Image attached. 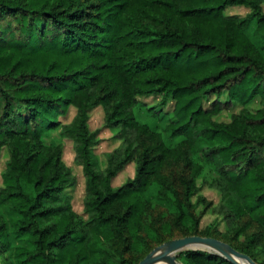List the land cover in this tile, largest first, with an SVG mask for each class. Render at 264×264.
<instances>
[{
	"label": "trees",
	"instance_id": "16d2710c",
	"mask_svg": "<svg viewBox=\"0 0 264 264\" xmlns=\"http://www.w3.org/2000/svg\"><path fill=\"white\" fill-rule=\"evenodd\" d=\"M254 38L264 42V0H0V264H138L172 223L198 229L213 206L192 200L206 168L226 225L216 235L264 264V50ZM144 96L161 97L151 113ZM235 103L229 121L216 119ZM99 106L121 141L104 167L93 151L100 130L88 125ZM55 131L82 166L83 213L64 144L45 139ZM131 163L134 177L113 186ZM175 167L181 189L164 175ZM155 183L176 208L172 223L152 218ZM177 257L234 264L201 249Z\"/></svg>",
	"mask_w": 264,
	"mask_h": 264
},
{
	"label": "rangeland",
	"instance_id": "374dc122",
	"mask_svg": "<svg viewBox=\"0 0 264 264\" xmlns=\"http://www.w3.org/2000/svg\"><path fill=\"white\" fill-rule=\"evenodd\" d=\"M249 10L246 9L245 7H230L227 9L228 13H238V14H246ZM251 30V29H250ZM250 30H248L249 34ZM255 42L264 50V42L254 38ZM226 97V95H225ZM139 99L145 103V107L142 108V110H145V112H149L147 110V107L153 106L159 102L161 97L154 96L153 98L150 97H139ZM258 98L251 102L248 107L251 110L256 109V107L259 105L258 103ZM210 100L209 98H206L205 103H209ZM172 104L173 102L171 100L168 101L167 106L163 107L164 110H166L165 115L171 116V109H172ZM241 105L238 103H235L233 107L228 110L224 111L222 114L216 117L217 120H222V121H229L231 114L236 113L241 109ZM76 112V111H75ZM74 112V114H75ZM146 112V113H147ZM151 113V112H149ZM73 114V116H74ZM90 118L88 125L92 131L99 129V138H101L100 142L93 147V151L97 154L99 163L101 167H104L106 165L107 157H106V152L112 151L114 148L118 147L121 143L120 140L115 139L114 133L112 134H107L108 128L104 126V111L101 106L93 108L90 112ZM97 115H100V118L97 119ZM160 116H153V120L159 121L163 124L161 121ZM71 116V110H69L68 114L66 117H61V119L64 122H70L72 120ZM144 120V118H142ZM166 141H169L170 137L168 135H165ZM47 143L50 142H62L64 144L63 147V160L72 167V170L74 174L77 177V182L76 184L68 189V192L72 193L73 195V207L76 211L79 213H83V204H84V196H85V188H86V179L83 173L82 166L76 164L75 162V150H74V145L73 141L69 139H64L60 140V137L58 133L52 132L50 133L46 138ZM196 155L195 160H200L201 157ZM0 185L2 184V175L1 172L5 166V161L6 159L3 157V159H0ZM180 168L175 167V168H166L164 170V175L168 178L169 182H172L174 186L178 189H181V186L179 184V175H180ZM135 174V163L128 164L113 180L112 184L113 186H119L125 183L128 179L133 178ZM213 175L211 174L210 170L206 168L200 175V179L197 181V184L200 186V190H198L193 196L192 200L193 202L196 200L197 195L203 194L207 197L208 200L213 202V206L208 209L204 210V207L201 205H198L195 208V212L199 214L203 210V214L200 217V221L198 224V229L196 231L191 230V223L188 225H183V226H177L172 223L174 219V213L176 212V208L172 204V201L169 200H159L157 199L156 191L158 190V183H155L153 185V188L148 192L149 198L153 201L154 203V212L152 215V218H154L159 225L166 221H171V227L170 230L167 232H161L162 235V241L161 243H156L153 245L154 247L151 248L149 252H151L153 249L156 247H160L163 244L167 243L168 241L175 239V238H182L185 236H192V235H200V236H205V237H215L220 240H223L224 242L229 243L227 239H224L220 235H216L215 233V228H219L220 230H226V225L225 222L222 221V217L218 215L216 212L213 211L214 206H216L219 201H220V194L217 190L209 188L206 184L205 181H210L212 180ZM203 181V183H202ZM8 219H11L10 215H7ZM209 227L210 234H208L205 230L206 228ZM256 230V226H254L249 233H252L253 231ZM241 240H244V237L241 236ZM16 242H18L16 240ZM231 245V244H230ZM187 250V249H185ZM196 250V249H194ZM263 258L262 254L258 255L256 258V262L260 264L261 259ZM141 261V260H140ZM139 261V262H140ZM181 264H184L183 262H180Z\"/></svg>",
	"mask_w": 264,
	"mask_h": 264
},
{
	"label": "water",
	"instance_id": "95a60500",
	"mask_svg": "<svg viewBox=\"0 0 264 264\" xmlns=\"http://www.w3.org/2000/svg\"><path fill=\"white\" fill-rule=\"evenodd\" d=\"M202 246V247H201ZM185 249H201L219 254L234 264H258L250 255L215 237L200 235L175 238L149 252L138 264H181L177 253Z\"/></svg>",
	"mask_w": 264,
	"mask_h": 264
},
{
	"label": "bare ground",
	"instance_id": "6f19581e",
	"mask_svg": "<svg viewBox=\"0 0 264 264\" xmlns=\"http://www.w3.org/2000/svg\"><path fill=\"white\" fill-rule=\"evenodd\" d=\"M156 264H168V263L167 262H160V263H156Z\"/></svg>",
	"mask_w": 264,
	"mask_h": 264
}]
</instances>
